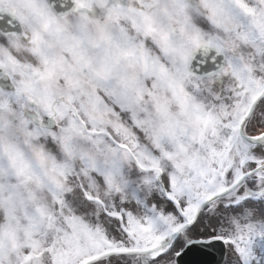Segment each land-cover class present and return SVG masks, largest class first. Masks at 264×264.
Instances as JSON below:
<instances>
[{"label": "snow or ice", "instance_id": "1", "mask_svg": "<svg viewBox=\"0 0 264 264\" xmlns=\"http://www.w3.org/2000/svg\"><path fill=\"white\" fill-rule=\"evenodd\" d=\"M0 264H264V0H0Z\"/></svg>", "mask_w": 264, "mask_h": 264}]
</instances>
